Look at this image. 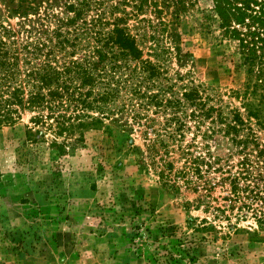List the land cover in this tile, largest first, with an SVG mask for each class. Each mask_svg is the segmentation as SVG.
<instances>
[{
	"label": "trees",
	"instance_id": "16d2710c",
	"mask_svg": "<svg viewBox=\"0 0 264 264\" xmlns=\"http://www.w3.org/2000/svg\"><path fill=\"white\" fill-rule=\"evenodd\" d=\"M190 5L0 0V128L28 113L26 135L48 131L59 157L73 155L85 133L104 120L119 121L130 134L137 126L145 141L142 167L162 185L203 190L205 197L228 185L224 199L231 207L238 203L264 230V0H213L220 39L232 43L237 67L245 71L242 85L228 89L175 68L193 58L181 31ZM3 18L18 20L12 25ZM218 137L231 142L225 159L211 149ZM197 239L182 233L165 243L164 264H197Z\"/></svg>",
	"mask_w": 264,
	"mask_h": 264
},
{
	"label": "rangeland",
	"instance_id": "374dc122",
	"mask_svg": "<svg viewBox=\"0 0 264 264\" xmlns=\"http://www.w3.org/2000/svg\"><path fill=\"white\" fill-rule=\"evenodd\" d=\"M212 5L191 0L183 13L182 46L193 58L175 68L221 89L238 88L245 71L232 43L220 39ZM29 117L0 128V264H164V244L182 233L198 238L197 264H264V230L224 199L229 186L205 197L203 190L162 185L142 167L145 141L137 126L130 134L119 121L104 120L73 155L57 157L48 131L26 135ZM230 143L218 137L212 152L225 159ZM188 220L210 230L195 231Z\"/></svg>",
	"mask_w": 264,
	"mask_h": 264
}]
</instances>
